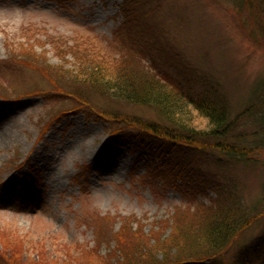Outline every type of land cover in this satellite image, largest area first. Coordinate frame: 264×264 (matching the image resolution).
<instances>
[{
	"label": "rangeland",
	"instance_id": "obj_1",
	"mask_svg": "<svg viewBox=\"0 0 264 264\" xmlns=\"http://www.w3.org/2000/svg\"><path fill=\"white\" fill-rule=\"evenodd\" d=\"M122 1L0 0V264H132L125 258L137 234L160 235L172 218L204 209L188 206L192 198L210 204L217 192L249 222L214 261L173 264H264V154L250 161L224 137H196L190 147L140 131L166 121L83 83L79 65L133 66L220 97L231 119L246 108L250 120L264 118V0H136L153 26L127 35L117 30ZM57 89L76 98L57 103ZM75 102L122 121L111 134ZM244 126L239 118L233 133ZM98 230L118 243L96 247Z\"/></svg>",
	"mask_w": 264,
	"mask_h": 264
},
{
	"label": "trees",
	"instance_id": "obj_2",
	"mask_svg": "<svg viewBox=\"0 0 264 264\" xmlns=\"http://www.w3.org/2000/svg\"><path fill=\"white\" fill-rule=\"evenodd\" d=\"M253 2L254 0L252 4ZM136 4V0L122 1L121 11L124 20L117 30L124 29V35L128 34V30L130 33L137 25H141L142 29L146 30H141L142 32H147L153 26L149 23L150 16L148 18L152 11H142L139 14ZM80 62L79 65H85L87 68L82 73L83 83L125 102L151 107L166 121L165 124L155 123L152 120L140 123V131L173 139L190 147L195 144L192 140L196 137H224L226 141L223 140V143H226V147L238 149L235 154L239 153L238 155L242 156L243 153L249 156L250 161L264 154V118L250 120L247 108L237 115L238 117L231 119L224 100L217 96L210 100V93L209 96L205 93L200 96L189 94L183 87L174 86L171 81L161 80L152 74L145 77L133 66L112 72L97 61L87 63L81 59ZM56 91L59 96L57 103L70 102L69 100L76 98L75 93L69 90H54ZM84 102L79 104L75 102L74 107H84L85 112L96 115L99 120L106 123L107 130L114 134L115 130L111 131V129L115 124L120 123L122 118L112 112L106 113L99 107H88L89 104ZM259 103L264 106V97ZM239 118L243 120L245 126L243 130H239V133H233L235 131L233 127L235 128V122ZM247 125L251 127L250 130H247ZM178 134H183L185 139L182 136L180 139ZM228 148L226 150L229 153L231 149ZM224 200V195L219 192L210 204L192 198L188 206L204 208L202 211L192 218H172L173 226L166 228L160 235L151 233L150 229L146 231L148 235L137 234L139 236L135 238V242L128 246L129 257L126 256L125 259L132 264H173L192 257H195L194 260L205 258L214 261V255L219 252L218 250L223 249L250 220L246 210L239 205L228 203L224 208ZM180 207L181 205H175L173 215L179 214ZM138 227L139 225H134L132 220L130 229L137 233ZM157 229H160V225ZM110 238L98 230L96 247ZM115 238L116 236L111 239L117 244L118 240ZM122 258L124 259V256Z\"/></svg>",
	"mask_w": 264,
	"mask_h": 264
},
{
	"label": "bare ground",
	"instance_id": "obj_3",
	"mask_svg": "<svg viewBox=\"0 0 264 264\" xmlns=\"http://www.w3.org/2000/svg\"><path fill=\"white\" fill-rule=\"evenodd\" d=\"M4 132H5L4 126L0 125V136H2L4 134ZM118 160H121L120 157L118 158Z\"/></svg>",
	"mask_w": 264,
	"mask_h": 264
}]
</instances>
